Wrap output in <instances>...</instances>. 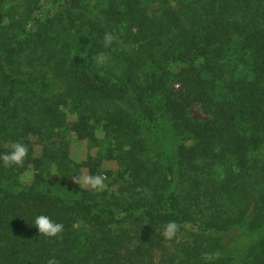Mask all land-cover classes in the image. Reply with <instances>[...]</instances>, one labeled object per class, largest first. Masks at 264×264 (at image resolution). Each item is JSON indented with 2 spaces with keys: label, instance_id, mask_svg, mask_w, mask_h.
Returning a JSON list of instances; mask_svg holds the SVG:
<instances>
[{
  "label": "trees",
  "instance_id": "trees-1",
  "mask_svg": "<svg viewBox=\"0 0 264 264\" xmlns=\"http://www.w3.org/2000/svg\"><path fill=\"white\" fill-rule=\"evenodd\" d=\"M149 1L0 0V152L75 112L108 132L126 174L118 193L61 191L16 176L54 165L66 185V152L0 162V264H264V0ZM39 214L63 230L38 233ZM229 239L236 253L209 257Z\"/></svg>",
  "mask_w": 264,
  "mask_h": 264
},
{
  "label": "rangeland",
  "instance_id": "rangeland-1",
  "mask_svg": "<svg viewBox=\"0 0 264 264\" xmlns=\"http://www.w3.org/2000/svg\"><path fill=\"white\" fill-rule=\"evenodd\" d=\"M179 0H152L149 1V9L155 10V12L160 11V6L165 5V3L176 8L178 7ZM22 64L28 61L30 56L28 51L23 56ZM112 59L111 57L109 58ZM110 67L116 69V65L113 62L108 64ZM53 88L52 93H56L58 90V84L52 81ZM173 88L176 91L181 90L179 84H175ZM110 107H120L136 117V111L129 104L124 101H113ZM187 113L190 117L202 120L205 118V113L202 108L197 103H190L187 107ZM148 138V145H150L151 152L156 150V135L151 133L145 134ZM13 142V141H10ZM8 142V143H10ZM7 143V144H8ZM28 148V157H37L41 155L42 147L49 146L52 150L55 149L56 152H66L67 160H65V171L63 172L65 178L62 185L59 183L63 181L59 179L56 167L53 165L51 168L44 170L38 169L37 171L33 169L32 165L28 164L17 176L16 183L19 184H29L34 182L44 188H49L51 190H63L64 187L77 188V189H89L93 192L103 191L105 189L109 191L119 192L122 186V179L126 177V174L119 169L116 161V152L113 147V139L109 136L108 132L96 122H88L87 125H83L81 120L77 118V114L70 115L68 117L67 126L60 131H54L52 133H46L40 136L30 135L27 136L23 142ZM102 174L105 178V188L103 190L93 189L91 186H84L80 183V178L85 175H96ZM64 186V187H63ZM242 207L239 209L241 210ZM230 213L233 216V213ZM240 230L233 231V238L239 233ZM250 233L245 232L243 236L240 237L239 244L243 242L251 241ZM229 239L226 241L225 247L222 251H215L211 254L212 259H216L217 256L224 254L223 252L234 251V244L236 241ZM252 242V241H251ZM236 253V251H234ZM208 257V258H209Z\"/></svg>",
  "mask_w": 264,
  "mask_h": 264
},
{
  "label": "clouds",
  "instance_id": "clouds-1",
  "mask_svg": "<svg viewBox=\"0 0 264 264\" xmlns=\"http://www.w3.org/2000/svg\"><path fill=\"white\" fill-rule=\"evenodd\" d=\"M114 37L111 33H105L104 35V45L107 47L113 41ZM108 62V57L101 53L95 57V63L97 68L103 67ZM6 151L0 152V162L3 163L4 166H12V165H22L28 148L25 144L20 141H13L6 145ZM105 176L102 174L96 175H85L80 178V183L84 186H91L96 190H103L105 186ZM34 225L38 233L43 234L45 236H56L63 230V224L61 222H57L52 220L49 216L44 214H39L34 216L32 224ZM178 229V225L173 221L169 222L166 227L164 234L167 238H171L175 235ZM50 264H54V262L50 261Z\"/></svg>",
  "mask_w": 264,
  "mask_h": 264
}]
</instances>
